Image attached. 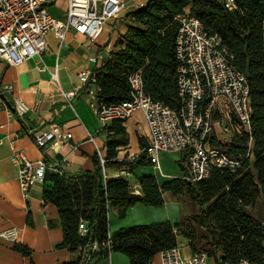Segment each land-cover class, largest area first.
<instances>
[{
	"label": "trees",
	"instance_id": "trees-1",
	"mask_svg": "<svg viewBox=\"0 0 264 264\" xmlns=\"http://www.w3.org/2000/svg\"><path fill=\"white\" fill-rule=\"evenodd\" d=\"M239 11L227 10L221 0H147L127 15L126 31L114 45L110 58L94 69L100 96L107 103L130 98L128 75L140 70L144 89L150 97L177 110V60L175 36L178 16L188 13L198 18L205 30L218 34L233 55L232 63L245 74L251 98V142L245 132L234 134L225 142L212 132L209 146L219 148L230 158L243 160L235 172L212 168L207 179L193 182L186 155L177 163L184 173L162 183L153 174L139 177V193H135L123 177L104 179L103 168L134 170L152 163L145 153L131 160H118V149L128 144L127 132L121 121L103 126L108 132L104 163L96 151L92 170L67 173L60 166L46 170L43 199L54 204L59 212L63 239L58 248H68L77 257L61 264H89L88 259L106 258L111 252L125 254L130 264H150L160 251L178 245L177 236L190 239L193 252L195 230L192 223L173 226L169 221L136 224L109 230V212L124 218L128 208L140 203L145 206L164 204L163 191L177 195L186 190L188 197L201 208L191 219L202 230L203 249L216 264L245 258L264 264V219L246 211L260 198L264 199V0H235ZM12 115L14 106L7 103ZM140 138L141 148L144 146ZM86 222L88 232L80 236L78 224ZM110 234L108 247L101 245ZM97 242L98 249L91 251ZM23 255L30 249L13 244Z\"/></svg>",
	"mask_w": 264,
	"mask_h": 264
},
{
	"label": "built area",
	"instance_id": "built-area-1",
	"mask_svg": "<svg viewBox=\"0 0 264 264\" xmlns=\"http://www.w3.org/2000/svg\"><path fill=\"white\" fill-rule=\"evenodd\" d=\"M63 18L54 17L49 9L51 0H0V59L11 66L41 56L47 49L46 36L52 32L63 41L68 32L74 31L86 37L90 49L102 33L108 20L117 18L128 7L130 0H65ZM229 11H239L235 0H221ZM179 25L175 36V56L177 60V96L179 108L168 107L153 100L144 89L140 70L128 75L130 98L118 103H107L100 96V86L94 70L82 68L78 73L79 83L70 91L62 92L71 104L72 99L84 91L91 111L103 126L113 120L124 121L141 110L145 116L149 136L141 152L145 153L153 167L161 172L159 155L162 152L181 153L187 158L189 175L187 181L207 179L212 168L235 172L241 160L230 158L219 148L209 146V136L217 134L216 128L225 124L224 109L219 100L229 108L230 125L222 128L225 133L249 135L251 142V98L247 78L233 63V55L222 38L208 33L203 23L196 17L184 13L178 16ZM100 54H93L89 60L96 62ZM55 78V73H52ZM11 90L12 86H5ZM15 106L24 112L26 106L15 98ZM39 101V100H38ZM65 125L52 123L49 129L35 134L36 144L43 148H53L59 142H68L72 136L64 130ZM72 148L74 145L70 144ZM100 156V155H99ZM10 160L16 168V179L24 197L30 188L43 183L46 170H56L44 158L31 161L22 151L12 150ZM103 165L104 159L100 156ZM103 176L106 174L103 168ZM80 236H85L88 227L85 221L78 224ZM19 228L10 226L0 232V237L15 242ZM107 240L101 243L108 247ZM181 245L159 252L161 264H208L210 258L205 250L192 252L185 257ZM98 249L97 242L91 244V251ZM90 259H88L89 262ZM223 264H256L242 258Z\"/></svg>",
	"mask_w": 264,
	"mask_h": 264
},
{
	"label": "crops",
	"instance_id": "crops-1",
	"mask_svg": "<svg viewBox=\"0 0 264 264\" xmlns=\"http://www.w3.org/2000/svg\"><path fill=\"white\" fill-rule=\"evenodd\" d=\"M135 1L130 0L127 9L117 18L144 7L147 3V0H137L136 3ZM66 6L64 0L63 6H59L61 16L51 14L62 19ZM126 19H122V25L126 24ZM125 31L126 27L116 33L105 26L90 49L86 37L74 31L68 32L63 41L49 32L46 36L47 49L41 56L30 58L18 66L8 65L0 59V232L13 225L19 228L18 239L15 242L0 237V264H61L77 257L78 253L56 246L63 239V229L57 207L43 199V183L33 185L29 190V196L24 197L10 155L12 150L22 151L31 161L44 158L55 168L60 166L72 174L93 169L91 156L97 151L103 157L109 133L102 130L103 125L91 111L84 91L75 96L71 104L64 99L62 92L70 91L79 83L78 73L82 68L94 70L104 64L114 51L119 36ZM96 53L101 55V59L96 62L90 61L89 57ZM52 73H55V78ZM7 85H11L12 89L6 90ZM15 98H19L26 106L24 112L18 111ZM7 103L14 106L16 115L11 114ZM52 123L65 125L64 130L70 132L72 136L68 142H59L46 150L36 144L35 134L49 129ZM122 125L127 132L128 144L118 149L117 159L131 160L141 153L140 138L143 143L147 141L149 136L147 122L143 112L137 110L131 117L122 121ZM176 154L179 155L178 159L183 155ZM146 168L149 169L148 172H145ZM152 171H157V174ZM147 174H153L157 181L162 183L184 173L180 169L171 173H164L162 169L159 172L152 164L140 166L132 171L126 168L106 169L107 177L125 178L135 193H139V177ZM183 193L184 191L180 194L182 197L180 199L170 191L162 193L164 201L169 194L168 197L173 203V214L182 212L184 215L179 206L185 203ZM132 207L128 209L131 210ZM133 210L137 212L136 209ZM137 210L143 212L145 209ZM112 215L122 219L117 217L114 209H111L109 223ZM166 216L170 220L169 211ZM180 240L190 246L189 238L180 234L177 236V242ZM15 243L27 246L30 255L16 251L13 248ZM192 252L191 249L188 254ZM116 253L118 252H111L106 258L90 259L89 264H114ZM150 264H161L159 253L153 257Z\"/></svg>",
	"mask_w": 264,
	"mask_h": 264
},
{
	"label": "rangeland",
	"instance_id": "rangeland-1",
	"mask_svg": "<svg viewBox=\"0 0 264 264\" xmlns=\"http://www.w3.org/2000/svg\"><path fill=\"white\" fill-rule=\"evenodd\" d=\"M63 3H64V0H57V1L51 0L49 9L54 16H61L62 11H60L59 9L61 6H63ZM127 14L128 13L124 14V16H122L121 18H112L108 20L105 26L111 28L113 32L118 33L119 30H123V28L126 27L125 23H123L122 25V22H121L122 19H125V18H127L128 20L130 19V17ZM127 19H126V22L128 21ZM224 106H225V101L223 99H220L219 107L224 109V113L226 117L231 118L232 115L229 111L230 109L228 107L224 108ZM228 118H226L225 124H224L227 127L230 126V125H227L229 123ZM223 126H218L216 128V131H217L218 139L225 142L231 138L232 134L225 133L222 128ZM178 156H179L178 154L171 153V152H165L160 155V166L164 173H171V172H175L176 170L180 169L176 162L178 160ZM148 170L149 169L146 168L145 172H148ZM168 195L166 196V200L164 201L163 205L145 206L143 204L137 203L133 205L134 208L132 207L131 210L128 209L126 216L122 219H117L115 216L112 215L111 222L109 223V230L114 231L115 229L120 228V227H130L136 224H149L152 222H160V221H170L172 224L180 223L182 225L192 223L193 228L195 230V236L193 237V242L196 247V251L202 250L203 241L200 237L202 230L191 219L193 215L199 213L201 206L197 202L192 201L188 197L186 190H184V193L182 196L185 197V200H184L185 203L179 204L184 215H182V212L179 214L178 213L173 214L172 213L173 203H172V200L168 197ZM179 195H176V196L179 199L182 198L181 195L180 196ZM133 209H136L135 211L137 212H134ZM137 209H145V210L141 212V210H137ZM168 211L171 214L170 220L166 216V213ZM246 211L254 216L259 217L260 219H264V199L260 198L254 205L248 206L246 208ZM178 244L182 246L181 254L185 257L189 256L190 254H188V251L191 250V247L188 244H185L183 240H180ZM114 264H128L127 256L120 252L116 253L114 256ZM208 264H216V262L214 259L209 258Z\"/></svg>",
	"mask_w": 264,
	"mask_h": 264
}]
</instances>
